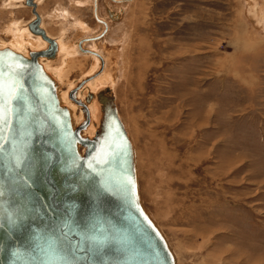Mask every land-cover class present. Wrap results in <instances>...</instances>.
<instances>
[{"label": "rangeland", "instance_id": "1", "mask_svg": "<svg viewBox=\"0 0 264 264\" xmlns=\"http://www.w3.org/2000/svg\"><path fill=\"white\" fill-rule=\"evenodd\" d=\"M3 1L2 36L9 21L31 16L18 1L8 12ZM56 1L40 0L36 10L53 37L61 31L49 20ZM58 1L70 42L101 28L89 0ZM123 5L100 39L120 61L118 76L102 71L97 84L111 86L131 138L141 203L176 264H264V0ZM17 34L10 38H32ZM84 62L77 57L82 71L73 67L70 81L89 74ZM61 66L49 69L58 82Z\"/></svg>", "mask_w": 264, "mask_h": 264}, {"label": "water", "instance_id": "2", "mask_svg": "<svg viewBox=\"0 0 264 264\" xmlns=\"http://www.w3.org/2000/svg\"><path fill=\"white\" fill-rule=\"evenodd\" d=\"M25 3L44 45L0 46V264H176L141 203L112 88H87L101 57L79 47L99 62L61 90L45 64L57 44Z\"/></svg>", "mask_w": 264, "mask_h": 264}, {"label": "flooded vegetation", "instance_id": "3", "mask_svg": "<svg viewBox=\"0 0 264 264\" xmlns=\"http://www.w3.org/2000/svg\"><path fill=\"white\" fill-rule=\"evenodd\" d=\"M9 1H12V0H4L3 6L5 7ZM15 1H20V0H15ZM25 1L26 0H23V5L29 9V12L31 13L30 18L27 20V22H25V21L22 22L20 20L19 21H16V20L13 21L12 20V21H9L8 24H6L3 28L1 27L2 28L1 33H3V36L0 34V42H4V43L11 42L12 39L10 37L13 36L12 34L18 33V31L21 27H24V32L27 31L26 30L27 29L26 24L28 22H30L31 20H33L34 14L32 13V6L29 4H26ZM70 1L72 2L73 0H70ZM128 1L129 0H89V6H90L89 8H90V12H91L92 21L96 24V26L100 25L101 28H97V30H95L94 32L87 34V36L80 37L79 39L76 40L75 43H72V42H70V39H68V37L65 36V33H64L65 28L63 27V24H67V23L65 21H58V20H60L59 19L60 16L62 17L66 14V11H64L61 14V12H60L61 6H59V1L58 0L56 1V5L54 6V8L52 9V12L50 13L49 20L51 22L57 23L59 29L63 32L60 31V33H59L60 35L58 37L57 36L53 37L51 34L48 33V31L45 28V26L47 24L49 25V22L48 21L43 22L42 15L39 14L40 13L39 9H40V5H41L40 0H37V4L39 7L38 6L36 7L34 0H31V2L33 3L34 11L36 13H37V11H39V13H37V15L38 16L41 15L39 17V25L46 31V33L50 37L56 38L58 40L59 45H62V46L65 45L68 47V50H64V52H65V54H69V56H67V58L65 60V62L67 63V65L69 67V74H70L73 67H75V66L77 67V65L75 63L76 59H77L76 54H78L81 57V59L86 60V62H84V64L90 62V63H88L90 67L87 68V71L89 69L97 66V64H98L97 61L99 62V60L96 56L89 54V53L81 52L79 50V47H82L84 49H90L92 51L96 50L94 52L103 58V66L105 65L107 70H109V69L115 70L117 73V76H118L120 61H118V57L116 56V54H114V52L113 53L105 52L100 48V44L103 43L105 40V39H103V40H100V39L103 38V36L105 35V33L108 30H110V24L113 22L114 23L117 22L119 20V18L122 16V14L124 12L123 6H125L123 4L128 2ZM13 10H15L14 7L10 8V10L8 12H12ZM40 18H41V23L43 24L44 27L40 24ZM64 19H66V18H64ZM77 25L78 24H75V26H77ZM111 25H115V24H111ZM18 27H20V28H18ZM81 27L84 29L83 26H81ZM97 31H99V32H97ZM29 33H28L29 36L33 35L31 33H30L31 34L30 35ZM33 36L38 37L36 35H33ZM33 36H32V38L35 39ZM4 37H6V38H4ZM107 37H108V34H107ZM93 41H95V42H93ZM98 41H100V42H98ZM101 41H103V42H101ZM90 43H91V45H89ZM111 51H113V50H111ZM117 68H118V71H117ZM78 70L82 71L81 68H79V67H78ZM102 71H103V68H102ZM69 74H68V77L70 76ZM80 74H83V73L81 72ZM70 82L71 81L69 78L67 80V83L69 84Z\"/></svg>", "mask_w": 264, "mask_h": 264}, {"label": "bare ground", "instance_id": "4", "mask_svg": "<svg viewBox=\"0 0 264 264\" xmlns=\"http://www.w3.org/2000/svg\"><path fill=\"white\" fill-rule=\"evenodd\" d=\"M13 2L15 1V0H12ZM11 1V2H12ZM10 2V3H11ZM17 5H23V0H21V1H18V2H15ZM34 3L36 4V7H37V0H34ZM10 5V4H9ZM11 7H18V6H13V5H10ZM24 6V5H23ZM39 17H40V15H39ZM253 21L254 22H256V20L255 19H253ZM40 24H41V18H40ZM41 27V26H40ZM42 28V27H41ZM43 29V28H42ZM27 30V29H26ZM44 30V29H43ZM22 32H24V27H21L20 29H19V31H18V34L17 35H20V33H22ZM27 32H28V30H27ZM44 32L46 33V31L44 30ZM29 33V32H28ZM30 34V33H29ZM47 34V33H46ZM31 35V34H30ZM33 35H31V37H32ZM47 36H49L48 34H47ZM35 39H33V38H27V37H22V36H15L14 37V39H12L11 40V42H9L8 44H10L11 46H13L12 48H14V49H16V50H19V51H26L27 49H34V48H39V47H41V46H43L44 45V43H43V41L41 40V39H39L38 37H35V36H33ZM50 37V36H49ZM51 38H53V37H51ZM54 40H55V42H56V44H57V52H56V58H55V60H52V61H45V64L47 65V67H48V69H53V68H56V67H58V66H60V64L62 63V66L59 68L60 69V72H59V78H60V83L61 82H67V80H68V74H69V67H68V65H67V63L65 62V60H66V58H67V56H69V54H63L62 55V57H61V55H59V51H62V52H64V50H60V45L58 44V40L56 39V38H53ZM1 44H5L4 42H0ZM10 47V46H9ZM76 56L78 57L79 55L78 54H76ZM101 57V56H100ZM101 64L100 65H102V68H103V73L104 74H106L105 75V77L107 78V77H112L113 78V80H114V78H115V70H112V69H109V70H107V68H106V66L104 65L103 66V58L101 57ZM77 65V64H76ZM77 67H79L78 65H77ZM96 68V66L95 67H93V68H91V69H89V73L90 72H92L94 69ZM65 70H67V72H68V74H66L64 71ZM62 71H63V73H62ZM101 71H102V69H101ZM88 72V71H87ZM98 81H99V77H96L93 81H91V82H89L88 83V86H87V88H93V87H95V86H98L99 84H97L98 83ZM109 84V83H108ZM66 85H69L68 83L66 84ZM111 87V86H110ZM94 89V88H93ZM66 93V91H64L63 92V94H65ZM92 110H95V104H93L92 105ZM118 113V112H117ZM119 116V115H118ZM74 117H76V116H74ZM122 121V120H121ZM123 123V122H122ZM124 125V124H123ZM91 127V126H90ZM89 127V128H90ZM138 193H139V191H138ZM175 262H176V259H175Z\"/></svg>", "mask_w": 264, "mask_h": 264}, {"label": "crops", "instance_id": "5", "mask_svg": "<svg viewBox=\"0 0 264 264\" xmlns=\"http://www.w3.org/2000/svg\"><path fill=\"white\" fill-rule=\"evenodd\" d=\"M10 2H11V1H9V2L6 4V6H5L6 8H5V7H3V9H6V10H7V7H10V8H12V7L9 5V3H10ZM10 8H9V9H10ZM7 11H9V10H7Z\"/></svg>", "mask_w": 264, "mask_h": 264}, {"label": "snow or ice", "instance_id": "6", "mask_svg": "<svg viewBox=\"0 0 264 264\" xmlns=\"http://www.w3.org/2000/svg\"><path fill=\"white\" fill-rule=\"evenodd\" d=\"M21 104H22V101H21Z\"/></svg>", "mask_w": 264, "mask_h": 264}]
</instances>
